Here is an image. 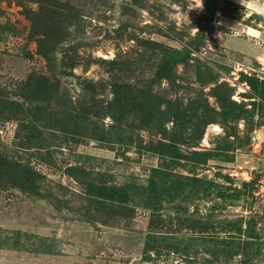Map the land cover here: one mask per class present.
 <instances>
[{
	"label": "rangeland",
	"instance_id": "1",
	"mask_svg": "<svg viewBox=\"0 0 264 264\" xmlns=\"http://www.w3.org/2000/svg\"><path fill=\"white\" fill-rule=\"evenodd\" d=\"M262 9L0 0V264H264Z\"/></svg>",
	"mask_w": 264,
	"mask_h": 264
},
{
	"label": "clouds",
	"instance_id": "2",
	"mask_svg": "<svg viewBox=\"0 0 264 264\" xmlns=\"http://www.w3.org/2000/svg\"><path fill=\"white\" fill-rule=\"evenodd\" d=\"M238 2L243 6L245 7L246 6V3H247V0H238ZM202 9V8H201ZM262 11H264V9H262Z\"/></svg>",
	"mask_w": 264,
	"mask_h": 264
},
{
	"label": "water",
	"instance_id": "3",
	"mask_svg": "<svg viewBox=\"0 0 264 264\" xmlns=\"http://www.w3.org/2000/svg\"><path fill=\"white\" fill-rule=\"evenodd\" d=\"M257 138H258V139H260V138H261V135H260V134H258V135H257Z\"/></svg>",
	"mask_w": 264,
	"mask_h": 264
},
{
	"label": "trees",
	"instance_id": "4",
	"mask_svg": "<svg viewBox=\"0 0 264 264\" xmlns=\"http://www.w3.org/2000/svg\"><path fill=\"white\" fill-rule=\"evenodd\" d=\"M249 83V82H248ZM250 84V83H249Z\"/></svg>",
	"mask_w": 264,
	"mask_h": 264
}]
</instances>
